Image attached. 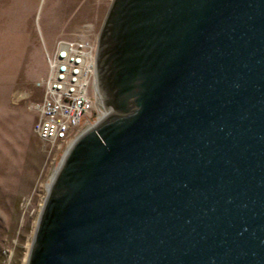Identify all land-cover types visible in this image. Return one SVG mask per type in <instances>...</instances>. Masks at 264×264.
I'll use <instances>...</instances> for the list:
<instances>
[{
	"label": "water",
	"instance_id": "water-1",
	"mask_svg": "<svg viewBox=\"0 0 264 264\" xmlns=\"http://www.w3.org/2000/svg\"><path fill=\"white\" fill-rule=\"evenodd\" d=\"M95 88L25 264H264V0H111Z\"/></svg>",
	"mask_w": 264,
	"mask_h": 264
},
{
	"label": "rangeland",
	"instance_id": "rangeland-1",
	"mask_svg": "<svg viewBox=\"0 0 264 264\" xmlns=\"http://www.w3.org/2000/svg\"><path fill=\"white\" fill-rule=\"evenodd\" d=\"M110 1L0 0V264H25L62 156L34 132L45 53L59 39H77L84 24L99 29Z\"/></svg>",
	"mask_w": 264,
	"mask_h": 264
},
{
	"label": "built area",
	"instance_id": "built-area-1",
	"mask_svg": "<svg viewBox=\"0 0 264 264\" xmlns=\"http://www.w3.org/2000/svg\"><path fill=\"white\" fill-rule=\"evenodd\" d=\"M97 30L84 24L77 39H59L45 53L47 74L37 83L43 96L32 106L38 112L34 132L62 154L104 114L96 105Z\"/></svg>",
	"mask_w": 264,
	"mask_h": 264
},
{
	"label": "bare ground",
	"instance_id": "bare-ground-1",
	"mask_svg": "<svg viewBox=\"0 0 264 264\" xmlns=\"http://www.w3.org/2000/svg\"><path fill=\"white\" fill-rule=\"evenodd\" d=\"M57 171V169L55 170V172ZM55 172H54V174L53 175H55ZM50 185V184H49ZM49 185H48V188H49Z\"/></svg>",
	"mask_w": 264,
	"mask_h": 264
}]
</instances>
